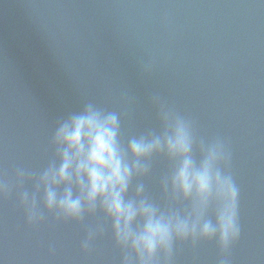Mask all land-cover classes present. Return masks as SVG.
<instances>
[{
  "label": "water",
  "instance_id": "obj_1",
  "mask_svg": "<svg viewBox=\"0 0 264 264\" xmlns=\"http://www.w3.org/2000/svg\"><path fill=\"white\" fill-rule=\"evenodd\" d=\"M192 122L196 137L220 138L239 188L240 238L178 241L171 264H264V0H0V175H38L52 161L62 119L94 103L120 116L121 140L159 130L152 97ZM172 164L152 159L140 179L162 207ZM62 190V189H61ZM0 197L3 264H121L101 212L83 222H26L19 193ZM183 207L182 202H176ZM104 225L87 251L89 228ZM157 261L162 257L157 256Z\"/></svg>",
  "mask_w": 264,
  "mask_h": 264
},
{
  "label": "clouds",
  "instance_id": "obj_2",
  "mask_svg": "<svg viewBox=\"0 0 264 264\" xmlns=\"http://www.w3.org/2000/svg\"><path fill=\"white\" fill-rule=\"evenodd\" d=\"M152 103L158 107L159 130L130 137L126 144L116 112L85 104L58 122L54 158L38 175L22 167L14 169L11 180L0 175V197L32 183L33 191L18 197L30 225L45 219L36 199L41 189L43 209L57 220L83 222L101 212L122 252L121 264H171L178 241L216 240L226 254L241 234L239 188L228 170L231 154L220 138L198 139L192 122L159 96ZM157 156L172 164L160 181L171 201L166 207L140 182ZM178 201L184 206L177 207ZM103 231L102 224L89 228L82 250Z\"/></svg>",
  "mask_w": 264,
  "mask_h": 264
}]
</instances>
